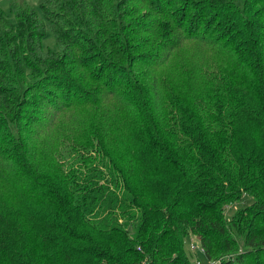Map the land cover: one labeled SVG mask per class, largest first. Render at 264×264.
Segmentation results:
<instances>
[{
    "label": "trees",
    "instance_id": "1",
    "mask_svg": "<svg viewBox=\"0 0 264 264\" xmlns=\"http://www.w3.org/2000/svg\"><path fill=\"white\" fill-rule=\"evenodd\" d=\"M258 5L12 0L16 23L0 9V264H192V236L209 261L264 264ZM147 6L156 20L127 23Z\"/></svg>",
    "mask_w": 264,
    "mask_h": 264
},
{
    "label": "rangeland",
    "instance_id": "2",
    "mask_svg": "<svg viewBox=\"0 0 264 264\" xmlns=\"http://www.w3.org/2000/svg\"><path fill=\"white\" fill-rule=\"evenodd\" d=\"M29 4H31L32 6L38 8L39 7V2L40 0H27ZM11 2L12 0H0V9L5 13V16L12 22V23H16V19H15V15L12 12L11 9ZM135 7H138V4H132ZM129 7V6H128ZM257 7L259 8H264V5L260 7V5H258ZM175 8V7H174ZM144 11H141L140 16L139 17H135L133 19H129L127 21V23H148V20L146 18V15H151L155 18L156 20V16L153 15L155 13L154 9H149L148 6L145 7V9H143ZM173 10V9H171ZM42 16V15H41ZM145 16V17H144ZM133 30H131V32H134L136 30V26L132 25ZM51 36L49 37V39L46 40L45 44L48 46H51V43L53 44V39L51 40ZM142 39L145 40V42H143L144 44H147L149 41L152 40V44H156V40H153V36L149 35V34H144L142 35V37H140L138 39V41L140 42ZM54 46V45H53ZM191 55H192V50L191 49H187L185 48L184 50H181L177 53V57L175 59L176 64L177 65H183V66H187L190 59H191ZM174 71V69H173ZM253 203V200L248 198V197H243L240 201L232 204L231 206H229L227 208L226 211V215L228 219H231L233 217V215L238 211L241 210L243 208H246L248 206H250ZM190 239L194 240V243L196 244V251L195 254L197 255L198 259L200 260L201 264H216L219 260L221 259H213L211 261H209L204 252L202 251V246L200 244V241L198 240L197 237L192 236ZM190 239L186 242V250L188 253V256L190 258V261L192 264H196V258L194 257L193 252L191 251V242Z\"/></svg>",
    "mask_w": 264,
    "mask_h": 264
},
{
    "label": "built area",
    "instance_id": "3",
    "mask_svg": "<svg viewBox=\"0 0 264 264\" xmlns=\"http://www.w3.org/2000/svg\"><path fill=\"white\" fill-rule=\"evenodd\" d=\"M190 242H191V251L193 252L194 257L196 258V264H201L200 260L198 259L197 255L195 254L196 244L194 243L193 239H190ZM202 251H203V249H202ZM216 264H218V262Z\"/></svg>",
    "mask_w": 264,
    "mask_h": 264
}]
</instances>
